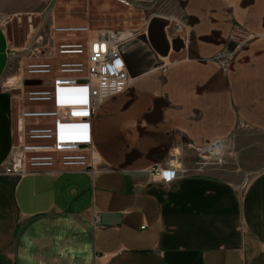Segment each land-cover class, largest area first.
I'll return each instance as SVG.
<instances>
[{"label":"crops","instance_id":"1","mask_svg":"<svg viewBox=\"0 0 264 264\" xmlns=\"http://www.w3.org/2000/svg\"><path fill=\"white\" fill-rule=\"evenodd\" d=\"M46 1L0 0V165L16 140L21 106L18 73L4 81L17 69L6 23ZM182 2L167 0L165 17L179 29L166 34L183 36L185 48L143 76L131 73L140 98L128 110L109 100L117 132L99 130L98 112L94 138L105 169L0 174V264H264V0ZM212 28L246 39L250 57L230 70L198 62L193 49L207 56L218 49L205 37ZM130 29L132 43L145 26ZM161 74L168 84L157 80ZM199 84L207 85L206 98L196 95ZM167 93L171 100L156 97ZM240 124L249 131L234 133ZM220 135L239 141L236 168L151 182V166L168 160L166 152L155 156L160 162L147 157L150 148L167 143L173 153L180 139L203 146ZM133 148L143 155L124 165Z\"/></svg>","mask_w":264,"mask_h":264},{"label":"built area","instance_id":"2","mask_svg":"<svg viewBox=\"0 0 264 264\" xmlns=\"http://www.w3.org/2000/svg\"><path fill=\"white\" fill-rule=\"evenodd\" d=\"M134 35V29L59 23L52 16L48 26L31 30L24 46L11 47L21 106L16 140L0 165V174L105 168L94 138V122L104 102L121 96L132 85L124 46ZM27 79L41 83L26 85ZM216 143L224 144L216 139L205 148ZM215 155L221 160L223 154ZM149 170L151 182L161 184L184 171L159 164ZM166 173L171 174L170 180L163 178Z\"/></svg>","mask_w":264,"mask_h":264},{"label":"rangeland","instance_id":"3","mask_svg":"<svg viewBox=\"0 0 264 264\" xmlns=\"http://www.w3.org/2000/svg\"><path fill=\"white\" fill-rule=\"evenodd\" d=\"M167 0H145L139 3L126 2L123 0H47L44 3L43 9L37 12H32L26 16H16L10 22L6 23L8 26L11 45L24 46L28 40L31 30L36 29L39 25H47L51 23L52 16L59 23H85L89 22L93 27H107V28H140L145 26V17L151 12L154 14H168ZM139 37V36H138ZM129 41V48L124 54L130 62L136 61L138 57L144 55L143 45L140 42ZM142 50V51H141ZM165 59V58H164ZM17 69L13 67L8 73L4 81H7ZM16 86V85H15ZM19 92L20 90H15ZM110 100V99H109ZM108 100V101H109ZM111 102L106 103L100 107L98 116L99 130L106 136L118 131V121L113 120L115 114L111 111ZM112 119V120H107ZM248 127L240 124L239 130L235 131H249ZM220 135L219 138L223 141V155L221 160L219 155L213 154L211 151L203 150L204 146L210 145L216 139H212L205 145H192V142L180 139L176 147L179 148L178 152H169L168 150L166 160L168 164L162 165L163 167L176 166L181 167L185 172H198L208 173L214 171L219 175L225 174L229 169L236 168L239 160L238 148L239 141L235 140L234 136ZM103 142V141H102ZM104 142H108L106 139ZM104 142L100 146L109 147ZM139 147V146H134ZM122 151L115 152V156H121ZM101 155V154H100ZM102 156V155H101ZM122 158V157H121ZM103 159V157H102ZM167 162V161H166ZM107 164L103 160L101 167L106 168ZM174 166V167H175ZM104 168V169H105ZM187 172V173H188Z\"/></svg>","mask_w":264,"mask_h":264},{"label":"flooded vegetation","instance_id":"4","mask_svg":"<svg viewBox=\"0 0 264 264\" xmlns=\"http://www.w3.org/2000/svg\"><path fill=\"white\" fill-rule=\"evenodd\" d=\"M181 1V5H183L184 0ZM185 3H187L185 1ZM186 6L183 5V7ZM192 18L190 15H186L183 17L182 22L186 25H189L187 22ZM210 24H214L216 19L210 18ZM172 26V20L169 17H165V15L150 13L148 15V21L145 23V31L137 39L144 47V55L142 57H138L136 61L130 62L129 60V69L134 76H143L145 73H149L157 67L163 65L164 57L168 56L171 50L180 51L185 48L186 40L183 36L176 37L173 41H170L169 37H167V31ZM181 27V26H180ZM172 30H178V27H172ZM205 37L209 39H213L216 42L215 52L210 55H203L197 49H193L192 53L196 56V60L201 63H218L219 68L230 70L231 68H235L237 63L245 62V60L250 57L248 52L251 48V44L243 37H236L224 35L222 31L212 28L211 32L207 34ZM126 46V45H125ZM141 50V51H142ZM157 80L160 81L161 85H166L169 83V78L165 74H161L157 76ZM196 87L195 92L197 96H201L206 98L205 90L207 89V85L199 84ZM159 96H165L168 100H171L170 94H160ZM140 96L137 93V89L134 86H130L124 94L119 97H116L118 100H123V109L128 110L132 105L138 102ZM160 156V155H155Z\"/></svg>","mask_w":264,"mask_h":264},{"label":"water","instance_id":"5","mask_svg":"<svg viewBox=\"0 0 264 264\" xmlns=\"http://www.w3.org/2000/svg\"><path fill=\"white\" fill-rule=\"evenodd\" d=\"M40 83H41V80H33V79L25 80L26 85H35V84H40ZM154 109L155 110L157 109L156 106ZM145 118L146 120H148L147 115L145 116ZM168 150H169V145L167 143H162V144H159V145H156L150 148L149 152L147 153V157H151L153 160L160 162L161 159L155 158V155L165 153ZM142 155L143 153L138 148H133L129 153L126 154L124 165H128L132 163L135 159H137L138 157Z\"/></svg>","mask_w":264,"mask_h":264},{"label":"bare ground","instance_id":"6","mask_svg":"<svg viewBox=\"0 0 264 264\" xmlns=\"http://www.w3.org/2000/svg\"><path fill=\"white\" fill-rule=\"evenodd\" d=\"M130 71V70H129ZM203 150H208V151H211L213 152V154H223V151H224V148H223V145L220 144V143H216V145H212V146H209V147H204L202 148ZM176 153L178 151H175ZM175 166V165H174ZM176 167V166H175ZM177 168V167H176Z\"/></svg>","mask_w":264,"mask_h":264},{"label":"snow or ice","instance_id":"7","mask_svg":"<svg viewBox=\"0 0 264 264\" xmlns=\"http://www.w3.org/2000/svg\"><path fill=\"white\" fill-rule=\"evenodd\" d=\"M84 128L86 129L87 126L85 125ZM165 175H166L168 178H171V174H170V173H166Z\"/></svg>","mask_w":264,"mask_h":264},{"label":"clouds","instance_id":"8","mask_svg":"<svg viewBox=\"0 0 264 264\" xmlns=\"http://www.w3.org/2000/svg\"><path fill=\"white\" fill-rule=\"evenodd\" d=\"M165 180H170L171 178H168L166 175L163 176Z\"/></svg>","mask_w":264,"mask_h":264}]
</instances>
